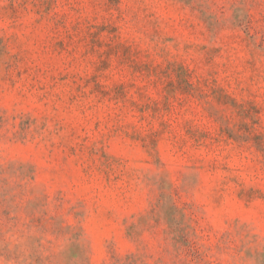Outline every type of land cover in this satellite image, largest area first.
<instances>
[{
    "label": "rangeland",
    "instance_id": "374dc122",
    "mask_svg": "<svg viewBox=\"0 0 264 264\" xmlns=\"http://www.w3.org/2000/svg\"><path fill=\"white\" fill-rule=\"evenodd\" d=\"M0 264H264V0H0Z\"/></svg>",
    "mask_w": 264,
    "mask_h": 264
}]
</instances>
